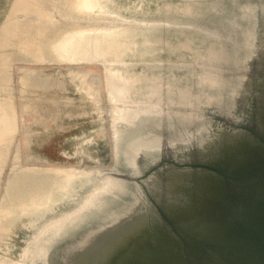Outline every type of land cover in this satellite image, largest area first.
<instances>
[{"label":"water","instance_id":"95a60500","mask_svg":"<svg viewBox=\"0 0 264 264\" xmlns=\"http://www.w3.org/2000/svg\"><path fill=\"white\" fill-rule=\"evenodd\" d=\"M12 2L0 0V235L14 242L0 264H264V0H57L49 22L68 28L26 54L10 31L32 15ZM75 37L87 46L68 50ZM79 61L102 67L108 134L94 146L82 131L67 152L89 144L94 165L13 156L1 184L11 68ZM75 75L96 98L95 77ZM67 168L91 176L77 198L68 187L38 215L16 209L14 179ZM101 178L121 185L92 195Z\"/></svg>","mask_w":264,"mask_h":264},{"label":"rangeland","instance_id":"374dc122","mask_svg":"<svg viewBox=\"0 0 264 264\" xmlns=\"http://www.w3.org/2000/svg\"><path fill=\"white\" fill-rule=\"evenodd\" d=\"M24 69H32L42 75L56 78L59 85L48 89L22 90L20 74ZM77 72L95 77L93 89L96 90V98L79 87L78 78L72 76ZM10 74L16 130L2 171L1 184L10 170V160L13 156H18L23 166L56 168L93 166L94 164L83 158V155L91 154L89 144H82L81 156L68 154L67 148L76 140L74 138L76 134L82 131L90 133L91 128H94V132H91L90 137L87 138L90 143L96 146L102 144L100 140L103 142L106 140L109 118L104 112V107L106 109L107 105L104 100L101 65L82 61L17 62L11 68ZM97 151V149L94 151L96 158H91L96 164L101 160V157L97 156ZM13 242L10 231L0 235V256L6 250L12 249Z\"/></svg>","mask_w":264,"mask_h":264},{"label":"bare ground","instance_id":"6f19581e","mask_svg":"<svg viewBox=\"0 0 264 264\" xmlns=\"http://www.w3.org/2000/svg\"><path fill=\"white\" fill-rule=\"evenodd\" d=\"M57 0H13L12 7H17L22 11H26L32 15L31 19H23L17 23L12 29L11 34L14 33L13 42L17 47L16 52L26 54L31 47L33 39V46L39 47L44 52H49V44L57 41L61 37L63 29L68 28V25L54 27L49 22L50 17L56 15L51 6H55ZM65 5L69 7L74 0H64ZM9 7V4L4 6ZM25 13V12H24ZM5 34L1 35L0 45L5 39ZM10 34V33H9ZM36 38V41L34 40ZM5 45L10 39L5 40ZM88 41H82L81 37H75L67 44L68 50L72 51L79 47H86ZM73 73L72 76L77 77ZM22 90H29L33 88H53L59 85V81L53 77L42 75L37 72H24L21 77ZM89 172V171H88ZM88 172H81L77 169L67 168L60 171H51V173H42V175H29L14 179L15 186V203L19 210H27L30 213L38 215L39 213L49 210L55 201V197L59 193L61 195L65 189H71L70 198H77L84 187L90 182L91 176ZM94 189L92 195L96 191H110L121 185V181L114 178H101L92 182ZM32 186V190H30ZM61 191V192H60ZM91 195V196H92ZM90 196V197H91ZM57 200V199H56ZM57 206V205H56Z\"/></svg>","mask_w":264,"mask_h":264}]
</instances>
